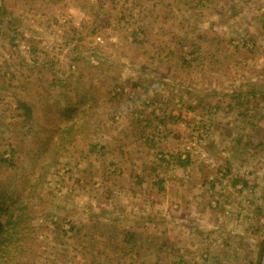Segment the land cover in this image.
<instances>
[{
	"label": "crops",
	"instance_id": "0c3cea01",
	"mask_svg": "<svg viewBox=\"0 0 264 264\" xmlns=\"http://www.w3.org/2000/svg\"><path fill=\"white\" fill-rule=\"evenodd\" d=\"M145 1L0 0L2 85L23 94L45 69L48 89L53 81L49 68L31 63L40 45L46 49L61 44L82 61L97 55L84 43L95 40L98 31L117 35L127 48L158 42L152 52L136 53V61L127 57L129 63H123L125 79L115 81L112 92H123L122 104L120 95L112 97L105 90L107 66L95 73L79 62L77 131L88 129L94 109L102 108L105 139L121 153L134 154L133 162L141 169L135 179L132 172L126 175L141 194L131 188L132 199H125L128 211L105 212L103 236L93 227L103 228L104 223L86 209L89 201L80 190L77 203L83 211L77 226L85 235L78 239L81 254L89 255V264H264V0ZM172 17L175 22H167ZM72 18L77 39L65 28L70 21L62 24ZM155 22L170 28L156 33ZM14 29L30 39L19 51L14 43L6 44L15 39ZM74 40L77 44H71ZM5 50L10 59L2 58ZM157 85L165 89L157 90ZM95 91L101 92L99 98ZM20 102L14 105L22 111ZM119 112L127 124L123 134L110 132L107 125ZM88 135L85 148L92 145ZM116 136L119 144L113 143ZM38 146L43 152L44 145ZM84 178L78 179L79 187L87 186Z\"/></svg>",
	"mask_w": 264,
	"mask_h": 264
},
{
	"label": "rangeland",
	"instance_id": "374dc122",
	"mask_svg": "<svg viewBox=\"0 0 264 264\" xmlns=\"http://www.w3.org/2000/svg\"><path fill=\"white\" fill-rule=\"evenodd\" d=\"M148 2V0L145 1V3ZM113 13L115 15L116 11ZM177 16L178 18L182 17V14H178ZM73 19H67L66 22H62L63 26H66L65 23L68 24V21H70L68 27H65L69 29L70 34H73L74 29H76V26H73ZM171 20L175 22L174 17L167 22ZM195 22V18H192V23L194 24ZM155 23L156 26L154 25V28L156 33L157 31L158 33L160 31L164 33L166 27H168L167 29L170 28L166 23L163 26H159L158 22ZM100 29L103 32L106 30V28ZM98 32L95 34V38L97 35H100L103 38V42L89 40L88 43H84L87 49H90L92 52L96 51L93 55H97L94 58L91 57L90 60L88 58H84L82 61L80 59L77 60V55L73 53V50H68L61 44H51L46 49L42 48V45L37 47L34 55V58L37 60H33L31 63L36 62L39 67L45 65V68H49V72L51 73L49 79L53 81L52 83L50 82L48 89H44L47 88L48 82L45 79V69H43L45 73L43 72L38 78L34 79L33 88L27 91L24 90V93L20 95L13 93L10 89L6 90L0 80V193L2 188L8 189L14 194L15 198H18L15 204H29L32 215H34V218L31 220L33 227L32 229L30 227L28 229V239L25 240L24 247L31 250V248L37 246L36 264H89L91 262V259L89 260L88 258L89 255L84 256V254H81V247L78 243V239L85 237L83 230L81 233H78L77 226V222L80 221L83 211L82 206L77 203V197L78 199L80 198L78 196L80 190L84 192L82 194H84L85 201H89L86 209L94 211L93 216L97 217L98 215L100 217L98 219L99 223H104L103 228H99L98 224L93 225L94 232H98V235L101 234L102 236L107 232L105 231V212L114 210V212L116 211L115 213L119 214L123 211H128L129 208L125 207L128 202L125 199L127 201L132 199L128 195L131 188H133V193L134 191H140V187L138 185L133 187L132 182H128L126 176L128 172H132V179H135L136 173L141 172L138 164L133 162L135 155L121 153L118 147H113V144L109 145L102 134L106 131V129L101 128V125L105 127L101 120L104 119L106 114L102 108L96 107L94 109L96 117L94 116L92 123L87 125L88 129L83 131V133L77 131V126L79 127L78 130L81 128L77 125V118H80V113H77V101L79 98L77 69L79 68L80 61L81 68L92 69L95 73L98 67L104 69L107 66L110 74L106 78L109 79L103 81V84L104 86L107 85L105 88L106 91L108 90L107 93L112 95V92L116 90L115 85H118L115 84V81L120 83V79H125L120 71L123 68V63H129L127 62V57L136 61V53H141L144 50L152 52L153 49L158 48V42H146L144 45L135 42L136 45L127 48L125 46L126 43L117 40V35V37H106L105 35L107 34L101 31ZM13 35H16L13 42L6 41V44L12 45L14 43L15 51H19L20 48L23 49L26 41L30 40L19 29L13 32ZM138 37L141 38L140 34H138ZM72 39L73 36L68 38L67 42L69 43ZM74 39H77V32L74 33ZM109 39L111 42H109ZM68 43L65 44L68 46ZM74 43L77 44V41L74 40L71 44ZM167 44L168 42L161 43L162 46ZM28 49L32 50V46L28 45ZM227 49L235 50V48L228 45ZM9 53L8 50H5L2 58L10 59ZM101 54H104V57ZM121 55L122 58L119 57ZM98 57L104 59V62ZM145 59H148L147 54ZM149 62L151 63L149 64L150 67L154 66L153 61L149 60ZM11 70L13 69H8L9 72ZM65 74H68V77L61 79V75L65 76ZM89 75L88 73L86 77L88 78ZM167 75L161 76V79L167 80ZM63 79H66L65 83L67 85H72L73 92H71V86L62 85ZM91 79L92 77H90ZM39 81L41 84H39ZM37 84H39L38 89ZM118 87L121 86L119 85ZM40 88L43 89L40 90ZM161 89H165V87L157 85V90ZM167 90L169 93L168 87ZM80 91H85V89ZM117 91L118 95L122 97L120 100L122 104L123 95L121 96V94L123 92L120 89ZM159 92V95H162L161 91ZM95 93L98 94V97L101 92L95 91ZM118 95H116L117 98H119ZM16 100L27 103V106L29 105L33 116L30 122L33 123L29 125L25 123L28 117L18 113L20 109L14 105ZM43 105L45 108H43ZM68 109L71 110L67 111ZM21 112L23 113L24 110L22 109ZM107 113L111 115V112ZM119 113L112 116L107 125H109L108 130L110 132L123 134L122 131L127 124L122 121L123 117H125L122 114L123 112ZM105 119L108 120L109 118ZM73 120L76 122V125L69 135L71 141L66 143L62 140L61 144L63 143V147L57 148L59 146L57 142L62 137V130L56 128L61 125L67 127L70 121L73 122ZM88 134L92 136L90 139L92 145L85 148L82 146L83 140H87L85 139V135L89 137ZM80 136L84 137L79 138ZM116 138L113 143L119 144L118 140L120 137L116 136ZM43 142H48V144H45L46 146L51 143L44 154L41 151L42 147L38 146V148H35V145L43 146ZM43 149L45 148L43 147ZM42 176H44L42 189L36 188L35 190L37 191L32 194L33 197H29V190L32 189L30 186L39 183ZM80 177L87 179L86 187L78 186L77 181ZM151 193L156 197L153 191ZM119 199L120 201L123 199L125 204L124 202H121L123 205L120 204L118 202ZM227 209H231V203H228ZM97 211L99 212L96 213ZM2 217L0 216V219ZM94 223H97V220H94ZM78 252L80 254H77ZM112 256L113 254L109 257ZM114 261L118 263L116 258ZM122 264H130V262L126 260Z\"/></svg>",
	"mask_w": 264,
	"mask_h": 264
},
{
	"label": "trees",
	"instance_id": "16d2710c",
	"mask_svg": "<svg viewBox=\"0 0 264 264\" xmlns=\"http://www.w3.org/2000/svg\"><path fill=\"white\" fill-rule=\"evenodd\" d=\"M19 107L24 110V116H27L28 118L29 116L32 117L31 109L26 103L20 102ZM71 109H68L67 111H70ZM68 125L69 126L67 127L61 125L56 128L62 130V137H60L61 140L57 142V145H59L57 148L63 147V143L61 144L62 140L66 143L71 141L69 135L73 131L76 122L74 120L73 122L70 121ZM77 125H79V122H77ZM43 143L45 149H43L44 151L42 154L48 150L51 144L50 143L46 146L45 144H48V142ZM43 178L44 176H42L39 183L30 186L32 189L29 190V197H33L32 194L36 193V188L39 190L42 189ZM14 198V194L8 189L2 188L0 193V216H3L2 219H0V264H36L37 246L31 248V250H28L29 248L25 249L24 247V242L28 239V229L29 227L31 229L33 227L31 220L34 218V215H32L29 204L20 203L17 205L15 203H17L18 198Z\"/></svg>",
	"mask_w": 264,
	"mask_h": 264
},
{
	"label": "built area",
	"instance_id": "2783aa9c",
	"mask_svg": "<svg viewBox=\"0 0 264 264\" xmlns=\"http://www.w3.org/2000/svg\"><path fill=\"white\" fill-rule=\"evenodd\" d=\"M65 22H66V20H65ZM95 40H96V42H103V38L100 35H97Z\"/></svg>",
	"mask_w": 264,
	"mask_h": 264
}]
</instances>
